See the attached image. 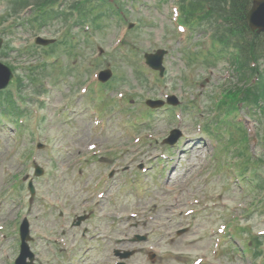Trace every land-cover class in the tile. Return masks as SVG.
I'll list each match as a JSON object with an SVG mask.
<instances>
[{
  "label": "rangeland",
  "instance_id": "374dc122",
  "mask_svg": "<svg viewBox=\"0 0 264 264\" xmlns=\"http://www.w3.org/2000/svg\"><path fill=\"white\" fill-rule=\"evenodd\" d=\"M121 1L126 13L125 21L120 24L117 18L112 17L115 10L108 11L99 20L102 27L97 29L102 30H90L93 39L89 45L83 41L82 29L70 26L65 21L55 20L56 22L46 23L40 28L31 27L27 22L24 24V20L34 15L30 13V9L25 11V18L16 16L14 20L10 19L18 10L13 12V16L6 15L7 0H0V35L3 37V44H7L6 47L2 44L5 52L0 51V59L11 62L17 67V71H23L22 66L30 62L36 66L34 69L37 72L41 70V61L46 58L42 49L34 47L35 53L32 54L28 51L35 35L60 39L52 55L55 58L57 56V63L54 67L48 65V71L55 74L58 81L46 74L45 78L52 84L46 83L47 92L41 100L42 108H38L37 112L32 108L33 112L27 115L28 126L18 131L8 119L0 116V264H11V257H15L17 249L14 248V242L18 237L14 221L18 224L23 215L31 222L33 239L30 247L38 264L47 262L48 257L50 264H61L55 255L50 253L49 256L46 253V250L51 252L58 245L52 242V248L49 247L48 240L44 238L48 231L64 240L68 250L72 242L77 244L74 249L75 257L71 260L66 258L64 264H114L110 246L137 249L128 259V264H190L198 256L207 258L206 264L254 263L256 258L245 250L243 236L233 234L223 238V233H219L218 228L229 214L239 215L243 212L244 217L240 223L243 222L250 230L253 228L260 233L264 231V216L261 217L264 213H260L264 209L253 212L249 209L248 212L246 207L250 194L249 186L245 184L248 180L241 181L237 178L239 161L222 164L223 168L231 170L236 177L227 179L225 176L228 174L212 172L215 169L214 162L219 164L221 160L233 159L232 151L247 154L246 135L242 128L234 129L232 136H239L238 141L231 138L232 145H219L221 151L216 154L213 162L214 148L207 134L201 132L200 119L194 124L192 113L182 109L188 103L187 100H194L199 106L198 102L204 101L215 86L235 81V74L228 71L227 59L220 58L209 69L200 62L190 66L194 74L204 76L196 81L188 78L189 68L182 56V47L199 41L203 21L192 30L189 37H185L186 27L183 31L177 28L184 26V23L180 17L175 20L176 0ZM97 11L105 10L99 8L94 13ZM10 20L15 24L8 29L10 24L7 22ZM214 22L216 18L207 20L206 24ZM129 23H133L131 27H128ZM73 35L76 40L74 55L67 52L68 43L63 42V37L69 39ZM123 35H126L122 42L126 54L117 48ZM201 41L207 46L205 39ZM209 44L211 48L220 46L217 40H211ZM99 46L103 48L101 59H95ZM157 48L167 50L163 58L165 77L161 82L153 77L157 72L150 69L143 59L144 52ZM204 52L206 51L188 54L186 59H193ZM96 60L100 61L97 68L93 65ZM258 61L264 64V59ZM137 64L144 70H139L138 67L135 70L133 67ZM60 67L62 68L58 70ZM106 67L113 69L112 71L117 69L121 81H116L113 88L98 86V90H109L102 94L100 100L95 99L96 91L92 89L95 75L99 69ZM68 70L71 71L67 72ZM136 73L147 76V85L152 90L140 88L142 85L134 78ZM113 74L114 72L112 76ZM183 74L188 81L184 80ZM82 78L85 81L80 84L78 79ZM25 85L28 87L27 91L32 92L33 88L40 87V83ZM87 85V91L80 93ZM131 91H136L137 94L133 95L131 104L124 107L134 106L133 109L136 108L139 113L145 108L146 98H163L169 93H174L183 106L175 109L174 113L173 109L166 111L160 108L152 112L144 109L145 112H151L148 116L149 130H142L147 127L142 128L132 138L130 133L134 130L126 122L129 117L126 112L120 111L116 105L102 113L91 107L96 104L100 108L103 104L101 101L110 97L112 101L115 98L122 100L120 97L125 93H132ZM101 93L102 91L98 92L99 95ZM32 94L31 99L37 101ZM201 107L205 111L204 103ZM238 110L239 108L232 109L230 113L236 114ZM244 111L245 108L241 109V116L245 115ZM35 117H40V121L37 122ZM245 118L247 119L246 116ZM246 119L243 120L251 139V150L259 152L261 147L255 135L260 134L261 127H264V116L257 122ZM138 122L145 123L146 119L141 118ZM170 127L180 128V142L173 146L172 158L155 160L165 147L161 139L168 135ZM145 132L148 133L147 138L143 142L142 139L136 141V138L141 137L138 135ZM155 138L156 142L153 141ZM37 140L44 142V147L36 148ZM14 141L18 142L16 149L28 147V158L22 160L15 156L17 154L10 152ZM110 149L114 150L115 155L108 153ZM35 163L44 168V173L39 177L33 175ZM140 164L144 170H138ZM124 167L127 168L123 169ZM111 169L114 172L109 176ZM29 173L36 187L31 199L26 190L21 197L8 196L9 192H2L16 175ZM227 181L230 187L225 186ZM90 209L93 210L91 221H85L79 227L70 225L74 213H87ZM222 209H225L226 216ZM59 211L65 214L64 217L59 216ZM85 225H90L94 234V248H90L88 256L81 253L83 248L79 237L80 230ZM184 227V231L176 232ZM103 233L109 234V237H103ZM133 233H146L148 240H118V237H132ZM229 241L231 246L227 247L226 243ZM232 245L238 248L233 246L234 250ZM149 249L156 252L153 262L148 258ZM237 250L240 252L236 253ZM218 253L220 259L215 257ZM212 257L214 260L209 263Z\"/></svg>",
  "mask_w": 264,
  "mask_h": 264
},
{
  "label": "trees",
  "instance_id": "16d2710c",
  "mask_svg": "<svg viewBox=\"0 0 264 264\" xmlns=\"http://www.w3.org/2000/svg\"><path fill=\"white\" fill-rule=\"evenodd\" d=\"M11 1V0H10ZM30 0H13V11L15 10L16 3L25 5ZM55 0H33L37 7L45 3ZM90 0H75L73 6L85 9L83 4ZM225 0H205L201 5V0H190L184 8V16L186 20L194 23L196 19L210 18L217 11L223 10V18L225 19V26L222 31L217 34V41L225 45H230L236 50L237 56H234L233 63L236 70H239V81L241 84H233L228 86L216 102V107L219 110H227L229 108L235 109L239 103L252 104L261 108V101L264 102V69L260 70V65L257 62L256 66H247L245 63L246 58L249 57L256 59L258 56L264 54V37L257 33H251L247 28L244 20V12L250 0H230L229 8H224ZM185 6V5H184ZM40 10V9H39ZM80 10V9H79ZM83 10H80L84 12ZM89 13H84L80 18L84 21L87 15H90L92 20H96L97 16L94 15V8L89 6ZM87 11V12H88ZM222 12V11H221ZM87 14V15H86ZM38 17V16H37ZM35 17L37 20L38 18ZM203 17V18H200ZM263 38V40H261ZM248 67V70H246ZM258 71L256 79L251 80L250 74ZM8 106L13 108V102L10 95L6 97ZM237 104V106H235ZM20 113V112H18ZM223 122L218 116L216 124Z\"/></svg>",
  "mask_w": 264,
  "mask_h": 264
},
{
  "label": "water",
  "instance_id": "95a60500",
  "mask_svg": "<svg viewBox=\"0 0 264 264\" xmlns=\"http://www.w3.org/2000/svg\"><path fill=\"white\" fill-rule=\"evenodd\" d=\"M246 18L251 28H258V30H264V0H253L252 7L247 11ZM1 42V39H0ZM46 42V41H44ZM162 51L157 55H161ZM156 55H147L148 61L154 65H159L160 61L153 62V58ZM159 58V56H158ZM11 76L10 69L0 63V87L6 85L9 77ZM24 251L26 246L23 245ZM24 254H22L23 256ZM19 260V259H18Z\"/></svg>",
  "mask_w": 264,
  "mask_h": 264
}]
</instances>
